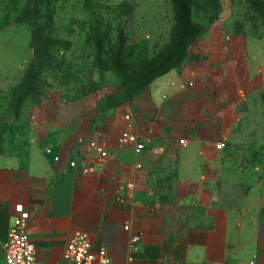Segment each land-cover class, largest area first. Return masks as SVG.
I'll return each mask as SVG.
<instances>
[{
  "label": "crops",
  "instance_id": "obj_1",
  "mask_svg": "<svg viewBox=\"0 0 264 264\" xmlns=\"http://www.w3.org/2000/svg\"><path fill=\"white\" fill-rule=\"evenodd\" d=\"M214 41L210 71L173 69L123 105L52 103L24 154L0 150V264L20 202L39 264H64L79 230L113 264H264V53Z\"/></svg>",
  "mask_w": 264,
  "mask_h": 264
},
{
  "label": "rangeland",
  "instance_id": "obj_2",
  "mask_svg": "<svg viewBox=\"0 0 264 264\" xmlns=\"http://www.w3.org/2000/svg\"><path fill=\"white\" fill-rule=\"evenodd\" d=\"M187 1L202 33L174 54L175 0H0V150L24 154L52 103L123 105L173 69L210 71L216 38L264 53V0Z\"/></svg>",
  "mask_w": 264,
  "mask_h": 264
},
{
  "label": "built area",
  "instance_id": "obj_3",
  "mask_svg": "<svg viewBox=\"0 0 264 264\" xmlns=\"http://www.w3.org/2000/svg\"><path fill=\"white\" fill-rule=\"evenodd\" d=\"M128 119H132L131 115H127ZM122 145L132 143L137 153H142L146 148V143L137 134L130 132H123L119 138ZM91 146L97 149L102 157L108 155V150L103 146L97 144L95 141L91 142ZM226 147L224 141L216 144L217 149ZM49 152L50 149L48 148ZM60 156H55V161H59ZM71 166H75L76 162L71 161ZM141 166V164H138ZM15 214L10 225L7 238L2 242L5 252V260L3 264H39L37 258V248L35 243L31 240L27 232V224L30 219V212L25 205L20 202L14 207ZM124 228L130 229L129 221L124 222ZM140 234L134 233L130 240V249L135 251L140 241ZM64 264H113L106 246H101L98 250L93 247L92 236L90 232L79 230L75 232L66 243L63 251ZM219 264H237L235 262H224ZM248 264H256L251 260Z\"/></svg>",
  "mask_w": 264,
  "mask_h": 264
},
{
  "label": "trees",
  "instance_id": "obj_4",
  "mask_svg": "<svg viewBox=\"0 0 264 264\" xmlns=\"http://www.w3.org/2000/svg\"><path fill=\"white\" fill-rule=\"evenodd\" d=\"M178 7V26L180 28L179 40L177 41L175 47L176 51L173 53H182L185 50V46L190 44L195 38H197L202 30L199 26L193 23L191 20V4L187 0H175ZM167 63L164 64V68L168 69Z\"/></svg>",
  "mask_w": 264,
  "mask_h": 264
}]
</instances>
